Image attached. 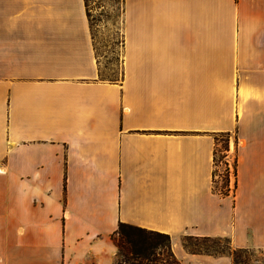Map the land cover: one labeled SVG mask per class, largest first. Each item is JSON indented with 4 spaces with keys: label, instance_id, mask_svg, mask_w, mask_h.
Returning <instances> with one entry per match:
<instances>
[{
    "label": "crops",
    "instance_id": "obj_1",
    "mask_svg": "<svg viewBox=\"0 0 264 264\" xmlns=\"http://www.w3.org/2000/svg\"><path fill=\"white\" fill-rule=\"evenodd\" d=\"M120 50L103 78L86 0H0V264H114L120 223L264 264V0H122Z\"/></svg>",
    "mask_w": 264,
    "mask_h": 264
},
{
    "label": "rangeland",
    "instance_id": "obj_2",
    "mask_svg": "<svg viewBox=\"0 0 264 264\" xmlns=\"http://www.w3.org/2000/svg\"><path fill=\"white\" fill-rule=\"evenodd\" d=\"M86 2L99 57L101 76L120 79L122 0H86ZM234 144V133L218 135L215 139L217 162L213 183L216 190L225 192V194L231 191L228 185L230 178L227 167L230 162L234 165ZM221 156L223 157L221 158ZM239 264H261V255L254 250L242 252L240 253Z\"/></svg>",
    "mask_w": 264,
    "mask_h": 264
},
{
    "label": "trees",
    "instance_id": "obj_3",
    "mask_svg": "<svg viewBox=\"0 0 264 264\" xmlns=\"http://www.w3.org/2000/svg\"><path fill=\"white\" fill-rule=\"evenodd\" d=\"M229 133L222 132L216 135H226ZM217 136L215 139H217ZM215 154H217L216 149H214ZM216 162L217 157L215 155L214 176ZM221 193L225 194V192ZM113 240L117 247L114 264H182L173 251L172 239L167 233L128 223H120ZM182 242L184 247L191 253L212 256L231 255L234 259V264H239L240 253L252 251L246 248H233L228 237L185 236L182 238Z\"/></svg>",
    "mask_w": 264,
    "mask_h": 264
},
{
    "label": "built area",
    "instance_id": "obj_4",
    "mask_svg": "<svg viewBox=\"0 0 264 264\" xmlns=\"http://www.w3.org/2000/svg\"><path fill=\"white\" fill-rule=\"evenodd\" d=\"M227 168L229 170V178H230L228 185L232 190L234 189V184H235V161H234V165L231 164L230 162Z\"/></svg>",
    "mask_w": 264,
    "mask_h": 264
}]
</instances>
